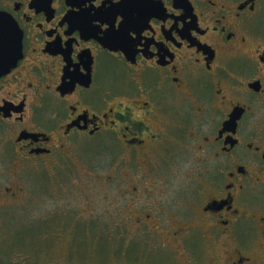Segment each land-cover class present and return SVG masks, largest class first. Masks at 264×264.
I'll list each match as a JSON object with an SVG mask.
<instances>
[{
  "label": "flooded vegetation",
  "instance_id": "1",
  "mask_svg": "<svg viewBox=\"0 0 264 264\" xmlns=\"http://www.w3.org/2000/svg\"><path fill=\"white\" fill-rule=\"evenodd\" d=\"M74 150L149 180L86 223L99 242L126 230L115 257L162 262L163 247L143 241L137 259L125 238L175 224L180 246L220 235L225 264H264V0H0V206L21 200L22 177L68 176Z\"/></svg>",
  "mask_w": 264,
  "mask_h": 264
},
{
  "label": "rangeland",
  "instance_id": "2",
  "mask_svg": "<svg viewBox=\"0 0 264 264\" xmlns=\"http://www.w3.org/2000/svg\"><path fill=\"white\" fill-rule=\"evenodd\" d=\"M86 139L83 137L77 142L78 145H82V150L86 149ZM97 153L99 152L95 150L93 158L95 155L97 156ZM74 154L78 156L75 150ZM90 157L89 152L83 158L79 157L81 159L79 165L65 177H59V175L57 177H22L23 183L30 188L22 195L21 200L0 206V264H147V262L152 264H218L217 259L220 258L219 263L225 264V253L222 251L220 242H223L225 246L226 242L220 235H217L215 243L213 239L205 235L194 236L195 231H191L185 236L187 240L181 241L182 245L180 246V240L176 241L178 238L176 235L179 232L171 233L175 224L169 229H157L158 234L152 233L149 229H136L134 236L129 233L130 236L125 238V242L128 241L127 243L133 245L137 244L139 239L140 251L136 256L137 259L141 257L144 250L143 241L147 242V248H149V244L151 248H153L152 246L163 247L164 253L155 252L152 255L158 257L162 262L143 261L142 259H138L136 262H124L123 256L116 255L115 257L112 254V246L120 244L121 233L126 230L119 229L121 231H116V236L100 243L95 232L88 231L86 223L102 221L105 218L106 209L115 212L122 209L124 200L122 197L125 195L117 193L116 189H123L131 181L136 180L147 185L149 180L146 177H133L124 182L120 177H109L107 176L111 174L109 157H103L105 166L90 165L88 163ZM94 159L96 160V157ZM64 165L65 167H59V169L70 171L69 166ZM91 175L96 177H90ZM80 183H82L81 188L84 191L82 194L79 191ZM50 189H52V196L47 193V190ZM136 190L137 194L145 192L148 198L160 199V202L166 207H169L171 203L166 202L165 197L160 198L156 192H148L144 187H138ZM45 195L49 197H45ZM24 196L26 199L22 204ZM82 198L88 200L89 204L85 205L89 207L88 210H78L77 207L83 204ZM65 207L67 208L64 210L68 211V220L61 226L57 223V212L60 211V208ZM53 212L55 213L54 225L51 228H45V220ZM106 219L109 220L108 217ZM129 219L130 223L135 221L134 216H130ZM77 221L81 222L85 229L77 230ZM146 221L150 222L149 219ZM128 222L129 220L124 221V223ZM176 229L179 230V228ZM101 231L110 233L112 230ZM188 243L192 246H189ZM99 246L102 247L99 249ZM131 248H133L131 250L133 253L135 248ZM195 248L202 249L200 256L195 255Z\"/></svg>",
  "mask_w": 264,
  "mask_h": 264
},
{
  "label": "trees",
  "instance_id": "3",
  "mask_svg": "<svg viewBox=\"0 0 264 264\" xmlns=\"http://www.w3.org/2000/svg\"><path fill=\"white\" fill-rule=\"evenodd\" d=\"M79 227H81L82 229H85V228H84V225L82 226V225H79V224L77 223V224H76V229H77V230H81V229H79ZM92 230H93V229H89L88 231H91V232H92ZM113 232H115V234H116V231H113ZM116 235H117V234H116ZM112 236H113V237L115 236V235L112 233V231H111L110 233H106L105 236H104V237H107V238L105 239V241H107L109 238H112ZM104 237H103V238H104ZM100 239H101V238H100ZM105 241H104V242H105ZM100 242H101V243H104L102 240H101ZM101 247H102V246H101Z\"/></svg>",
  "mask_w": 264,
  "mask_h": 264
}]
</instances>
